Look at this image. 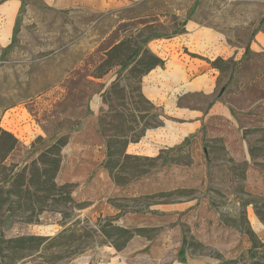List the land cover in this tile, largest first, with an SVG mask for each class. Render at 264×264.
Masks as SVG:
<instances>
[{
	"label": "rangeland",
	"instance_id": "obj_1",
	"mask_svg": "<svg viewBox=\"0 0 264 264\" xmlns=\"http://www.w3.org/2000/svg\"><path fill=\"white\" fill-rule=\"evenodd\" d=\"M196 1L0 0V131L16 140L0 169L19 171L60 144L34 173L30 192L40 198L33 208L23 198L4 201L0 238L110 222L137 232L122 247L123 237H92V248L68 264H264V222L255 211L264 212V52L254 44L264 20L234 27L226 44L208 49L184 35ZM124 39L130 48L112 63L145 40L164 62L141 80L162 124L127 145L126 153L140 159H121L112 178L100 131L134 137L140 129L109 113L121 103L128 113L130 98L102 101L118 76L134 93L119 66L100 75L105 54ZM186 83L195 87L177 91ZM138 110L148 114L143 105ZM180 189L192 192L169 194ZM252 227L259 232L255 250L220 253L225 229L241 246L235 232ZM21 255L0 249V264H46L52 257L38 251L14 259Z\"/></svg>",
	"mask_w": 264,
	"mask_h": 264
},
{
	"label": "trees",
	"instance_id": "obj_2",
	"mask_svg": "<svg viewBox=\"0 0 264 264\" xmlns=\"http://www.w3.org/2000/svg\"><path fill=\"white\" fill-rule=\"evenodd\" d=\"M150 40H145L142 45L136 48L133 53L128 55L125 60L120 61L118 64L112 63L113 57L116 54H120L124 49H129V43L131 40L124 39L115 46H113L106 54L104 61L100 64L102 69H105L102 74L107 73L111 70L112 66H119L122 70L126 72V77L130 82L129 87L134 91L133 95H128L126 90L123 87H120V78L119 76L116 80L111 84L110 88L103 93L102 101L106 104L111 100L112 95H116V100L124 101L127 98H130V105L134 106L133 109L129 108L128 113H124L120 111L119 107H124V104L118 105L116 108L110 107L109 113H111L115 120L121 121L122 125L128 120L135 125V128L139 129V134L134 137L127 136H117V135H104L102 131L101 134L105 139V155L106 161L104 162V168L108 170L110 176L114 178V169L117 168L120 164L121 159L126 160H139L140 158L134 155H129L126 153V147L129 143H137L145 131L148 129H153L162 124L160 120V116L157 113L158 109L155 107L141 92V80L142 78L152 69L156 67L163 66L164 62L154 55L152 52L147 49V43ZM220 59H216L214 61L217 62ZM147 107V115H144V111L141 112L138 109L141 106ZM136 112H138L136 114ZM102 114V113H101ZM100 114V115H101ZM98 129L101 128L98 125ZM245 137V133H244ZM16 145V140L14 137L6 132L0 131V163H2L3 159L14 150ZM59 142H56L52 145L46 153L42 154L39 157L38 161H33L30 165H25L19 171L13 170V168L4 167L1 165L0 169V209H3L4 201H11L13 198L16 202L21 200V198L32 201L28 206L33 208L35 203L38 202L39 198L37 192H30L31 186L33 185L34 173H40L39 165H44L47 162L46 157L47 154L53 155L54 151L57 150L59 146ZM251 153V152H250ZM149 159V158H145ZM151 161L158 160L157 158L149 159ZM52 160H48L50 162ZM55 164H58V160H53ZM41 174H46V170L42 169ZM33 173V174H32ZM32 174V175H31ZM41 174H39L36 178L37 181L41 180ZM138 176V175H137ZM41 182V181H40ZM44 182V181H43ZM42 182V183H43ZM114 182L115 179H114ZM54 186V183H51ZM117 184V182H116ZM191 190L180 189L177 191L170 192L169 194H177L181 195L182 193H190ZM67 200L70 204H74L75 202L67 195ZM255 208V207H254ZM43 207L40 205V212ZM256 214L260 216V219L264 222V212H258L257 208H255ZM80 221H76L63 229L61 232L54 236H20L16 238H11L8 240H4L0 238V249L6 248L7 251H18L22 252L23 255L19 258L26 257L28 255H33L40 251L41 254L45 255V253L52 254L50 259H46V264H68L73 259H75L79 254L84 253L86 250L92 248V237H101L102 241L105 242L111 239L114 236L123 237V243L121 247L124 246L130 238H132L137 231H132L123 227H119L117 225H112L108 222L105 226H100L97 230L88 228L87 225H80ZM243 232L242 230H239ZM247 235L249 242L251 244L248 252H252L255 250L256 236L249 228H246L245 232ZM1 237V236H0ZM120 246V245H119ZM55 255V256H54ZM15 261V260H13Z\"/></svg>",
	"mask_w": 264,
	"mask_h": 264
},
{
	"label": "crops",
	"instance_id": "obj_3",
	"mask_svg": "<svg viewBox=\"0 0 264 264\" xmlns=\"http://www.w3.org/2000/svg\"><path fill=\"white\" fill-rule=\"evenodd\" d=\"M205 2L208 4L207 8L204 5ZM238 7L241 9L239 12L237 10ZM235 11L237 14L234 17ZM191 13L190 19L184 25L186 32L184 35H186L187 42L197 39L200 44L208 43L207 48L213 49L216 44L227 43V39L234 34V27L242 23L245 25L252 24L255 27L256 24L264 20V0H197ZM255 40L257 43H253L258 44L256 46L260 48V52H264V32L260 31V33H256L254 35ZM194 87L195 83H186L185 87L180 86L177 91L180 89H192ZM204 89L209 90V87L204 85ZM182 134L184 135L185 133L183 132ZM177 138L174 137L171 142L176 141ZM248 172L255 173L256 171L249 169ZM250 218L254 220L255 217L251 216ZM253 228L254 232H252L258 234L259 232ZM238 232H235V234L238 236L241 246H239L237 241L235 244L231 242L233 231L228 232L225 229V243L221 246L220 253L224 254L225 252V256L228 258L235 254L231 255L227 252L238 250L237 253H240L243 250L248 251L251 246L247 235L240 231ZM261 236L264 240V232L263 234L261 233ZM227 238L229 244L226 243Z\"/></svg>",
	"mask_w": 264,
	"mask_h": 264
},
{
	"label": "water",
	"instance_id": "obj_4",
	"mask_svg": "<svg viewBox=\"0 0 264 264\" xmlns=\"http://www.w3.org/2000/svg\"><path fill=\"white\" fill-rule=\"evenodd\" d=\"M42 230V229H41ZM49 231H46V230H44V231H42V234H44V235H41V236H48V235H45V234H49L48 232H51L52 231V228H50V229H48ZM51 233H53V232H51Z\"/></svg>",
	"mask_w": 264,
	"mask_h": 264
}]
</instances>
